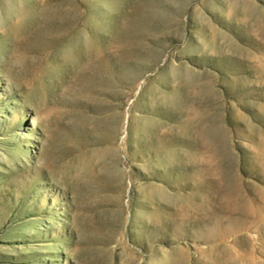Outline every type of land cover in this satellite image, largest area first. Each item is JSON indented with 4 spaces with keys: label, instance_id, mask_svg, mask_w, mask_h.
<instances>
[{
    "label": "rangeland",
    "instance_id": "374dc122",
    "mask_svg": "<svg viewBox=\"0 0 264 264\" xmlns=\"http://www.w3.org/2000/svg\"><path fill=\"white\" fill-rule=\"evenodd\" d=\"M0 264H264V0H0Z\"/></svg>",
    "mask_w": 264,
    "mask_h": 264
}]
</instances>
